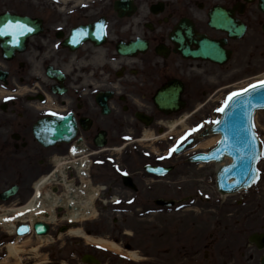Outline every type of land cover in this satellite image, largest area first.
Here are the masks:
<instances>
[{"label": "flooded vegetation", "instance_id": "1", "mask_svg": "<svg viewBox=\"0 0 264 264\" xmlns=\"http://www.w3.org/2000/svg\"><path fill=\"white\" fill-rule=\"evenodd\" d=\"M39 9L19 12L41 19L42 29L7 45L13 53L5 54L0 41V195L17 187L7 201L0 198L1 212L25 205L35 182L72 147L91 160L92 176L105 179L108 195L132 194L122 170L141 180L143 191L157 192L143 164L165 161L145 155L137 137L144 129L161 134L171 123L210 120L221 89L264 69V0H61ZM162 90L178 100V110L158 107ZM67 115L75 138L45 147L39 122ZM241 204L242 218L218 222L216 238L224 241L210 247L226 258L222 264H261L264 173ZM6 241L0 233V247Z\"/></svg>", "mask_w": 264, "mask_h": 264}, {"label": "rangeland", "instance_id": "2", "mask_svg": "<svg viewBox=\"0 0 264 264\" xmlns=\"http://www.w3.org/2000/svg\"><path fill=\"white\" fill-rule=\"evenodd\" d=\"M0 2H4L0 10L6 8L19 10L23 2H29L30 10H34L35 6L39 5L33 0H0ZM48 5L51 4L48 3ZM251 80L253 79H247L236 87L245 85ZM256 125L262 132V140H264V113L256 115ZM187 132L190 134L188 135ZM185 136H191V132L187 130L185 132L182 128L170 136L168 144L174 140L176 143ZM170 149L172 150V147ZM186 157L188 156L183 155L177 159L172 157V163L177 165V172L169 181L170 189L167 197L183 200V202L171 208L168 214L149 213L146 215L138 210L122 214L111 212L112 206L109 204L104 212L99 211L100 216L97 219L79 226L85 228L91 235L109 238V240L121 242L122 245H131L132 249L140 252L143 258L141 261L135 262L124 254L88 245L85 240L70 235L62 234L60 239H56L59 234V226L56 224L52 226L49 234L55 238V241L44 245L38 253L30 251L37 247L36 239L26 243L25 263L83 264L81 256L89 253L96 255L102 261L101 264H177L179 257L173 252L180 246L184 248L183 252H187L189 243L184 238L185 232L192 229L195 232L202 231L207 237L208 231L212 229L211 222L227 218L226 212L230 209L228 205H231L232 200L237 197H220L215 187L214 170L210 168L209 173L212 176L205 178L203 173L197 171L194 164L185 162ZM178 166H180L179 169ZM159 185L162 186L163 183L160 182ZM206 237H201L196 241L202 243ZM164 245H169V253L155 251L156 248H163ZM14 261L15 264L18 263L17 259ZM194 261L195 259L192 263H195ZM187 263L191 262L187 260Z\"/></svg>", "mask_w": 264, "mask_h": 264}, {"label": "water", "instance_id": "3", "mask_svg": "<svg viewBox=\"0 0 264 264\" xmlns=\"http://www.w3.org/2000/svg\"><path fill=\"white\" fill-rule=\"evenodd\" d=\"M259 107H264L262 94L255 95L244 105L232 102L225 110L221 123L214 128L221 132L222 142L212 156L216 155L220 160L225 155H231L234 158L232 165L220 169L218 185L222 191L235 192L248 186L255 178V172L252 169L258 155V145L253 137L251 118L254 109ZM35 229L39 234H46L49 226L38 223ZM83 261L99 263L90 256H86Z\"/></svg>", "mask_w": 264, "mask_h": 264}, {"label": "bare ground", "instance_id": "4", "mask_svg": "<svg viewBox=\"0 0 264 264\" xmlns=\"http://www.w3.org/2000/svg\"><path fill=\"white\" fill-rule=\"evenodd\" d=\"M174 129V126H171V130ZM217 141V137H213L209 139V145H213ZM51 182V178H44L38 184V190H41L43 187H46ZM68 189V200L67 202H63L57 196H52L50 193L46 192L44 194L41 193L40 198L37 199L39 196H36L26 207L17 210L16 219L20 220H30L34 222L35 220H48L52 223L56 222V215L54 214V209L56 206L67 205V203H71L70 210L64 217L69 220L71 224H78L87 219L94 218L97 216L96 210L93 207L97 196L99 195V189L88 187L87 193H84L83 190H79L75 188L73 183L71 182L70 185L67 187ZM50 212L51 216L47 219L44 217V213ZM0 217V224L5 226L7 230L13 232L14 224L9 225L4 222V219ZM69 235L81 237L87 243L98 245L104 248H107L111 251L116 253L124 252L129 258L135 261L141 260V256L137 251L131 250H124L119 244L116 242L103 238V237H95L91 236L86 233L82 228L72 227L68 231ZM30 243V240L24 242V246L26 243ZM53 239L51 236H39L38 237V248L34 251L37 252L40 247H42L46 243H52ZM25 250L24 248L19 247L17 244L9 246V254L11 257L16 258L17 260L20 259V254L23 253ZM7 260V259H6ZM6 260H4L0 264H6ZM6 261V262H5ZM19 264V263H18Z\"/></svg>", "mask_w": 264, "mask_h": 264}, {"label": "snow or ice", "instance_id": "5", "mask_svg": "<svg viewBox=\"0 0 264 264\" xmlns=\"http://www.w3.org/2000/svg\"><path fill=\"white\" fill-rule=\"evenodd\" d=\"M32 31L31 28H27L25 25L21 24V23H7L6 26H4L3 28H0V36H18V35H22L25 32H30ZM264 87V83L260 84V85H252L250 89H247L246 91H255L258 88ZM242 95L241 93H233V97H238ZM233 97H230L229 99H232ZM178 149H172V151H176Z\"/></svg>", "mask_w": 264, "mask_h": 264}]
</instances>
